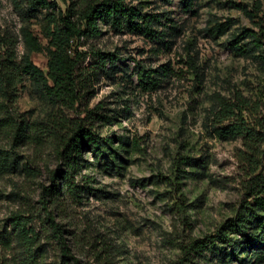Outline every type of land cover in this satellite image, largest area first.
<instances>
[{
  "label": "rangeland",
  "instance_id": "rangeland-1",
  "mask_svg": "<svg viewBox=\"0 0 264 264\" xmlns=\"http://www.w3.org/2000/svg\"><path fill=\"white\" fill-rule=\"evenodd\" d=\"M186 1L142 4L144 13L165 15L159 40L102 22L99 37L76 41L80 101L72 106L24 67L30 57L47 76L43 30L79 1L54 0L53 11L32 9L34 0H0V59L12 41L19 66L16 88H0V150L16 163L0 173V264H264V244L237 255L226 240L191 248L253 204V178L264 182V145L253 174L243 139L214 133L218 95L264 105V0H191L190 9ZM219 25L227 27L222 34ZM25 30L41 53L29 50ZM166 65L172 73L160 88L144 92L139 68ZM21 126H29L23 142L14 138ZM79 126L93 134L77 158L80 193L64 186L47 203L53 174L64 171L63 141ZM19 216L34 231L31 250L14 229ZM50 219L65 231L70 255ZM230 236L242 243V235Z\"/></svg>",
  "mask_w": 264,
  "mask_h": 264
},
{
  "label": "trees",
  "instance_id": "trees-1",
  "mask_svg": "<svg viewBox=\"0 0 264 264\" xmlns=\"http://www.w3.org/2000/svg\"><path fill=\"white\" fill-rule=\"evenodd\" d=\"M78 4H73L64 14L59 11V18L53 14L48 19V23L43 30L44 37L48 40L49 57H48V73L47 76L36 67L30 57L26 58L24 69L32 74L41 77L47 86V89L53 95L62 100L67 105L74 106L80 101L77 92L78 82L76 69L80 60V53L77 57L71 55L73 44L83 38H96L102 34L100 24L109 22L116 30L127 29L131 33L141 36L151 37L152 40H159L164 37V32H160L157 28L163 27L162 14L144 13V5H148L150 0L139 2L138 6H133L131 0H78ZM58 9L57 3L52 0H34L32 9L37 7ZM186 7L192 8L191 0L186 1ZM175 28L174 26H172ZM225 25H219L215 33L222 34L226 31ZM24 38L27 47L31 52L43 51V46L38 38L34 36L30 30H25ZM257 41V40H255ZM13 42L8 43V55L5 60L0 59V88H16L18 84V68L14 56ZM105 57L100 58L104 63ZM172 69L170 65L162 66L159 70H150L141 66L138 71L139 86L144 92H154L158 90L163 82L170 74ZM52 83V86H50ZM216 101L219 110L214 114V133L221 140H236L242 138L245 147L250 153L249 165L252 167V173L255 174L259 167L257 155L260 146L264 145V117H261L253 125L249 119L253 116L254 111L260 110L257 103L250 102L244 96H236L235 102H232L220 95ZM264 107V105H263ZM229 122L227 125H224ZM29 126H21L16 130L15 140L20 142L29 138L27 130ZM93 134L88 130L80 128L76 129L73 134L68 135L62 144L64 171L53 174V185L48 190L47 203L53 201L55 196L63 192V187L70 192L80 190L74 183V173L78 165L77 158L81 157L84 141H92ZM15 162H12L9 152L0 150V173L10 170ZM256 181L253 186L254 202L248 203L247 206L239 212L237 217L230 220L225 228L219 234L204 241H195L191 248L196 250L205 249L209 243L216 240H226L232 247L233 255H237L241 249H255L264 244V182L260 180V175L253 178ZM46 203V204H47ZM53 224V231L56 238L63 245V249L70 255V250L64 237L65 231L56 224L55 220L50 219ZM14 229L18 230V235L25 247L33 245L34 231L28 228L29 221H25L22 216L15 218L13 221ZM242 235V243L230 235ZM73 259V258H72Z\"/></svg>",
  "mask_w": 264,
  "mask_h": 264
},
{
  "label": "built area",
  "instance_id": "built-area-1",
  "mask_svg": "<svg viewBox=\"0 0 264 264\" xmlns=\"http://www.w3.org/2000/svg\"><path fill=\"white\" fill-rule=\"evenodd\" d=\"M54 1V0H53Z\"/></svg>",
  "mask_w": 264,
  "mask_h": 264
}]
</instances>
